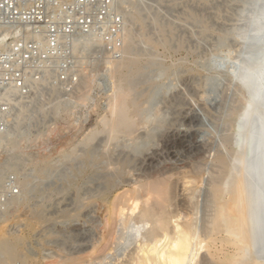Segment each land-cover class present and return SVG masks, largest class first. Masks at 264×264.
<instances>
[{"label": "rangeland", "instance_id": "obj_1", "mask_svg": "<svg viewBox=\"0 0 264 264\" xmlns=\"http://www.w3.org/2000/svg\"><path fill=\"white\" fill-rule=\"evenodd\" d=\"M23 9L42 22L2 38L18 41L13 70L22 87L12 84L16 93L10 89L13 97L0 105L6 114L0 127L7 125L17 142L0 182L8 187L36 178L24 203L1 208L8 214L0 238L17 241L13 264H90L104 257L121 264L126 254L111 249L122 229L111 204L153 174L177 184L172 210L187 206L194 192L188 206L196 207L198 227H208L219 160L234 153L244 106L259 109L264 0H33ZM116 87L129 91L136 126L112 141L101 131ZM154 119L162 121L161 131L147 138ZM91 133L97 140L88 142ZM144 142L141 151L130 148ZM184 174L196 185L188 188ZM4 191L2 204L14 192ZM222 247L218 241L203 254L233 253L227 245L218 253Z\"/></svg>", "mask_w": 264, "mask_h": 264}, {"label": "bare ground", "instance_id": "obj_2", "mask_svg": "<svg viewBox=\"0 0 264 264\" xmlns=\"http://www.w3.org/2000/svg\"><path fill=\"white\" fill-rule=\"evenodd\" d=\"M6 37H11V35L8 33L0 34V49H5L6 47H9L10 44L12 43V41L9 42V40L2 41V38H6ZM113 63H111L112 66L114 65ZM82 85L80 87H83ZM116 89L117 90H114L116 93L114 95V99H113L114 102L112 101L113 104L111 106V111H110L111 117L110 119L103 121L104 130L101 131L100 129L101 133L107 132L105 133V135L108 134L109 137V138L107 137L108 140H112V141L118 138H123L121 137L120 134H124V135L127 134L126 136L128 137V135H131L133 133L136 126L135 121L133 120V116L131 115L130 112V104L128 99L129 91L118 87H116ZM11 91L10 94L12 96V92H15L16 90L12 92ZM82 99H84V97H82ZM257 106L259 108L258 110L253 109L249 105L244 106L243 109L244 112L242 116L243 121H240L241 124L240 122L238 124L240 125V127H238L239 129L237 128L239 131H236L235 129V131L237 132V136L240 137L239 139L235 138L237 141L235 140L236 143L235 144L233 143V145H235L234 153L232 154L230 159L222 158V160H219L221 162V172L220 175L218 173L219 176H216L217 179L216 180L214 179L215 181L213 182V190H212L213 196L210 197L211 198L213 197L214 213L212 218L211 216H209L211 218L209 219L210 222L208 223L209 220H207V222L205 223V224L208 223V227L207 226L206 228L200 227L201 229L198 227L195 217L196 207L194 205L188 206V204L190 205L194 202V201L192 202L195 196L194 192H192L188 197L189 199L188 202L185 200L186 204L188 203L187 204L188 207L184 205L183 208L182 207L177 208L179 206L178 205L176 206L175 209L172 210V208L175 205L174 201H176L175 199L177 196L176 195L177 192L175 193L176 190L175 186L177 184L175 185L173 183L175 181L173 180L172 182L170 181V178L172 176H170V178L168 179V177L161 178L162 176H156L155 174H153L151 180L139 185L136 184V187L130 190L127 189L126 192L122 194L120 198L118 197L116 199L117 201L114 204L112 203L113 205L111 204L112 208L110 210V213L114 214L116 217H118V219L120 218V222H121L120 224H118L119 220L116 221L118 222L117 225L121 226L122 228L121 230L119 229L120 230V232H118L119 234L117 233L118 237H116L114 233V236L116 237V242L114 238H113L114 241L112 240V242H115L116 245L114 246V248L111 249L115 251V254H117L116 252H118L119 254H126L124 255V257H126L125 261L124 259L123 261L122 259H120L122 256H119V254H117L120 257L119 259L118 256L115 255L117 256L118 259L117 262L121 260L122 261L120 262L121 264H212V262L210 261L214 260L216 261L215 264H264V100L260 101ZM2 111L3 113L1 114L4 117L6 115L4 114L5 109ZM255 120L259 121L257 125H254ZM153 122L155 123V126L152 129H150V133L146 136L147 138H151L153 134L159 132L160 130L162 121L154 119L152 123ZM258 130L262 131L263 134L262 154L259 165L260 171L259 173L253 175L252 174L253 166L249 160L250 158H249L248 146L250 140L253 137V134L256 133ZM7 131H5V129L0 130V155L7 154V152L8 153L11 152L12 150L15 149V145L17 144V142L13 141L12 132L9 131L8 133ZM91 134L90 137L87 139L88 142L93 141L97 137L94 133ZM103 135L104 134H102V136ZM135 140L136 139L133 140L134 143ZM146 144L145 142L136 145L133 144V146L130 148L135 151H141L143 147H146ZM113 145L114 143L112 144V146ZM84 147L86 146L83 145V148ZM67 158H70V156ZM75 158L76 157H74L73 160ZM13 159H12V155L10 154L8 157H6V159L0 162V168L5 165L4 162H8L9 167H11ZM64 159H66V157ZM64 164L65 163H63L62 165ZM219 166L220 165H218V168H220ZM2 171L4 170L0 169V179H2L1 178L2 177L1 173H3ZM58 172L60 174L62 171L60 172L59 170ZM185 175L186 174H184V176ZM147 176H149V174ZM198 176L200 175L198 174ZM30 177L31 176L28 175L24 177L27 179V180L24 179L25 180L24 182H17L16 184H14V186L10 185L8 187H5V185H2V183L0 182V221L3 219V217H6L5 214L7 212H4L5 206H7L5 207L6 210H9L12 205L18 207L20 204L25 202L27 194L31 193L29 189L31 188L32 190V185L30 186L31 184L30 182L31 180H33L34 176H32V178ZM192 177L193 176H185V178H183L184 180H187V182L185 183L187 186L190 183H192V185H196L193 184V181H195V179L191 180ZM144 178L146 179V176ZM34 179L36 180V178ZM254 183L257 184V186H255ZM9 189L13 191L14 189H19V190L11 192L12 195L9 197L8 200L7 198L6 200L3 199L4 204H2L1 197L4 194H6L4 190L9 191ZM188 191L190 192V189ZM184 192L185 191H183V194ZM18 193H21L23 195L17 196ZM186 196L187 195H185V197ZM208 200H210V198ZM2 205H4V207ZM2 207L4 210L2 209L3 211L1 212ZM8 207L10 208L8 209ZM210 209H212V207ZM36 213L39 215L40 212L39 213L36 212ZM37 214L35 215L37 216ZM33 217L35 219L37 218L39 221L40 217L39 218L35 216ZM106 221H108V219ZM203 228L205 229L203 230ZM1 229H0L1 231L0 235L2 233L3 234L6 233L7 226L5 228L6 230L3 228L5 232L2 231L3 229L2 230ZM116 229L118 230V228ZM221 235H225V237L218 238ZM4 238H0V259L4 260L5 262H8L9 264H13L18 257L17 241L15 240L13 242H8L4 240ZM218 241L221 243L223 247L227 245L228 247L233 248V253L218 258L215 257L216 254L212 255L210 253L211 260H209L210 257L207 258L203 254V252H205L206 255H208L207 252H210V250L216 246ZM111 247H113V245ZM223 247L222 249L220 248L219 250L217 249L218 250L217 252L218 253L224 252L225 249ZM53 256L54 255H52L51 257ZM55 256L57 255L55 254ZM105 260L107 261V257L98 260L97 263L95 261H91L90 264H102V263L105 264L106 263ZM51 263L52 262H50L49 264ZM79 263L87 264L88 262L82 261V263L81 262Z\"/></svg>", "mask_w": 264, "mask_h": 264}, {"label": "built area", "instance_id": "obj_3", "mask_svg": "<svg viewBox=\"0 0 264 264\" xmlns=\"http://www.w3.org/2000/svg\"><path fill=\"white\" fill-rule=\"evenodd\" d=\"M33 0H0V34H16V38L28 26L39 25L42 21L38 16L32 17L33 13L23 7L29 5ZM38 3L43 0H35ZM47 1V0H46ZM38 14V13H37ZM36 14V15H37ZM39 19V20H38ZM15 39L9 47L0 49V101H6L11 98L10 89L12 84L17 83L14 75L13 66L16 62L15 55L20 51L18 41ZM19 88L22 84L17 83ZM2 105V102L0 103ZM4 119L0 113V120ZM0 127V130L5 129ZM9 129V128H7Z\"/></svg>", "mask_w": 264, "mask_h": 264}, {"label": "water", "instance_id": "obj_4", "mask_svg": "<svg viewBox=\"0 0 264 264\" xmlns=\"http://www.w3.org/2000/svg\"><path fill=\"white\" fill-rule=\"evenodd\" d=\"M260 81L262 84L264 83V71L262 74L255 77V82ZM264 100V89L257 95V101ZM259 123L258 120H255L254 125H257ZM262 142H263V134L262 131L258 130L256 133L253 134L252 139L250 140L248 151H249V160L252 163V174H257L260 171L259 165H260V158L262 154ZM255 186L257 184L254 183Z\"/></svg>", "mask_w": 264, "mask_h": 264}]
</instances>
